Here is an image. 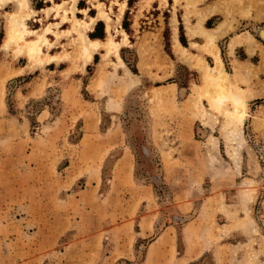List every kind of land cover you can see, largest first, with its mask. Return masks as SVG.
Returning a JSON list of instances; mask_svg holds the SVG:
<instances>
[{"label": "rangeland", "instance_id": "374dc122", "mask_svg": "<svg viewBox=\"0 0 264 264\" xmlns=\"http://www.w3.org/2000/svg\"><path fill=\"white\" fill-rule=\"evenodd\" d=\"M51 1L41 11L31 0L0 7V264H264L261 63L232 65L231 38L216 39L226 87L245 95L240 124L231 100L212 102L199 67L215 65L203 15L186 21L204 42L174 35L170 46L175 5L170 19L150 0L132 16V2L126 33L125 0H90L95 17L77 16L88 27L70 1ZM196 1L186 0V15L199 13L188 6ZM92 17L107 34L86 67L81 31ZM13 25L23 38L5 45ZM46 29L32 56L26 42Z\"/></svg>", "mask_w": 264, "mask_h": 264}, {"label": "crops", "instance_id": "0c3cea01", "mask_svg": "<svg viewBox=\"0 0 264 264\" xmlns=\"http://www.w3.org/2000/svg\"><path fill=\"white\" fill-rule=\"evenodd\" d=\"M55 1V0H53ZM90 0H77L76 1V9H75V15L76 17H80V14H83V16L86 14V16L89 18L90 16L96 15V12L94 10V7L89 2ZM123 0H121L122 2ZM125 8L122 12L120 24L119 26L125 30L127 33V30L123 27V22H125L128 25V28L131 26L132 23V16L138 9L139 0L133 1V0H125ZM223 0H198L194 2L193 4H189L188 6L191 8L194 7V10L199 11V13L195 14H187L186 15V9L185 6L186 0H179L178 3H175L174 0H150L148 3L150 8L157 10V11H168L170 13V19L173 16L172 9L174 7V16H175V24L173 25L170 22L167 23V27L169 29V43L170 46H174V35L175 38L179 41V43L183 46H186L180 41L179 38V26L180 23H182L184 37L186 40V43H192V42H204V38L199 33L195 32L193 35H188L187 33V21L186 18H189L190 24L194 25L197 23V20L200 15H203V19L201 21V26L203 27L201 30L204 32H216L218 33L219 37L216 39L220 40L226 36L230 39L236 40L237 38L235 35H241L242 37H246L244 40L249 41L250 38L248 36H252L253 42L252 44H245V43H236L234 48L230 46V40L228 42V45L232 52L228 51L227 57L229 63L232 65L236 62H242L245 64H252L258 66L259 65L260 70L259 73H261V69H264V65L262 64V60L264 57V35L261 33L260 28L261 26L264 27V0H227L228 8H225V4L222 2ZM52 3L51 0H31V3L34 6V10L41 11L44 7L49 5L48 3ZM55 2H61V1H55ZM132 2H134V8L131 10L130 17L127 16V13H130V8L132 6ZM172 8V9H171ZM150 10L149 7L145 6L141 12ZM179 13V14H178ZM250 15V16H249ZM263 15V16H262ZM71 12H68V17H71ZM82 18V16H81ZM216 20V21H213ZM128 21V22H127ZM208 21L211 23L208 24ZM227 21L231 24V27L227 29L226 32H222V25L224 22ZM65 22L62 23V25ZM243 25V31L240 33H237V29ZM197 31V30H195ZM203 33V32H202ZM222 33V34H221ZM91 34V35H90ZM107 34L106 30V21L103 18H97L92 22L87 35L89 39H98L103 40ZM221 34V35H220ZM205 36V34H203ZM235 37V38H234ZM206 38V36H205ZM238 41V39H237ZM236 41V42H237ZM178 43V44H179ZM122 47H120L121 51ZM240 51V53L243 55L242 58L238 59L237 52ZM96 54V53H95ZM94 54V55H95ZM120 54V53H119ZM256 59V63L254 61ZM94 60V56H93ZM53 63V62H50ZM88 66V64H86ZM86 66V67H87Z\"/></svg>", "mask_w": 264, "mask_h": 264}, {"label": "bare ground", "instance_id": "6f19581e", "mask_svg": "<svg viewBox=\"0 0 264 264\" xmlns=\"http://www.w3.org/2000/svg\"><path fill=\"white\" fill-rule=\"evenodd\" d=\"M10 1H12V0H0V7H2L7 2H10ZM67 1H70L72 7H75L77 0H67ZM190 1H193V0H188V2H190ZM124 4H125V1H123V5ZM54 5L58 9L59 7H61L62 3L54 2ZM48 8H50V6H48L47 9ZM57 13H58V11H57ZM94 19L95 18L92 17V20H94ZM74 20L77 23H79L80 26L81 25L83 27H84V25L87 26V22L86 21L81 20V19H79L76 16H74ZM24 29L25 28L21 29L18 26H14V25L11 26L9 31H8V36H7L6 42L4 44L7 45V44H9L12 41H18V40L22 39L23 38V30ZM47 29L44 31V33L39 34L38 38L31 39V40H28L26 42L25 46H26L28 52L32 56H37L41 52V45L47 39V36L45 35ZM189 31L192 32L191 28H189ZM223 31H224V28H222V32ZM202 32L206 36L207 49L214 56V60H215V65L214 66H209L208 64H206L203 61H201L200 65H199V67L203 70L202 72H204V74H205V81H206L205 84L207 86L212 87V92L210 94L211 100H212V102L215 105H220V103H222L223 101H226L227 99L231 100L233 102L235 108H234L233 111H227V112H229V115L231 117H233L234 121H237L238 123L242 124L243 120L245 118V115L247 114V112H246V102H245V99H244L245 95L243 94L241 87H236L235 91H231V90H229L226 87V85L229 83L228 82V73L224 69L223 61H222V59H221V57L219 55V48H218V45H217V42H216V37H218L219 34L216 33V32H204V31H202ZM81 33H82L83 39L85 40V43H86V45L83 48V51H84V54H85L84 62H85V65H86L92 60L93 55L95 53V50L100 45V40L92 39V38L89 39L88 36L85 33H83L82 31H81ZM124 37H126V36H124ZM108 40H109L108 41L109 45H114L113 46L114 50H115L114 52L117 55V57L120 60V62H122V64H123V61H122V59H121V57L119 55V52H118L119 48H118V44L116 43L117 41H114V39H112V37H109ZM236 41H237V39L236 40L231 39L230 43H229L230 46L233 47L234 42H236ZM227 117H228V115H227Z\"/></svg>", "mask_w": 264, "mask_h": 264}, {"label": "trees", "instance_id": "16d2710c", "mask_svg": "<svg viewBox=\"0 0 264 264\" xmlns=\"http://www.w3.org/2000/svg\"><path fill=\"white\" fill-rule=\"evenodd\" d=\"M209 22V21H208ZM209 24V23H208ZM123 27L128 30V25L123 22ZM91 35V34H90ZM179 38H180V41L183 43V44H186V40H185V37H184V32H183V27H182V23H180V26H179ZM98 58V55L95 54L94 55V60H97ZM88 67V66H87Z\"/></svg>", "mask_w": 264, "mask_h": 264}]
</instances>
